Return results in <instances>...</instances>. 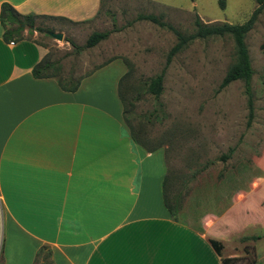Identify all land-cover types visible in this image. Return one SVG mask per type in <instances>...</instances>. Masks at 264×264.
<instances>
[{"label":"crops","instance_id":"obj_1","mask_svg":"<svg viewBox=\"0 0 264 264\" xmlns=\"http://www.w3.org/2000/svg\"><path fill=\"white\" fill-rule=\"evenodd\" d=\"M4 2L21 14L82 22L101 0ZM45 53L33 39L4 41L0 24V264H33L41 246L51 264H222L209 242L224 247L218 215L197 224L171 217L163 149L130 135L118 95L122 58L69 91L31 74Z\"/></svg>","mask_w":264,"mask_h":264},{"label":"rangeland","instance_id":"obj_2","mask_svg":"<svg viewBox=\"0 0 264 264\" xmlns=\"http://www.w3.org/2000/svg\"><path fill=\"white\" fill-rule=\"evenodd\" d=\"M254 6V0H224L223 7L218 0H101L87 21L35 20L61 31V39L22 31L59 62L61 75L76 77L112 57L122 58L126 71L118 90L127 121L146 146L163 149L166 196L172 203L177 195L180 204L176 217L197 224L218 215V235L225 237L221 254L238 256L234 264L252 255L264 264V53L259 46L264 8L244 36L252 67L250 114L241 79L219 87L236 58L229 35L194 38L166 61L174 32L137 15L154 14L189 33L195 15L206 23L240 22ZM93 30L109 34L76 52L68 40L82 44ZM160 71L162 89L155 98L145 80ZM244 233L259 237L241 240ZM3 236L0 223V247ZM33 264H51L45 248Z\"/></svg>","mask_w":264,"mask_h":264},{"label":"trees","instance_id":"obj_3","mask_svg":"<svg viewBox=\"0 0 264 264\" xmlns=\"http://www.w3.org/2000/svg\"><path fill=\"white\" fill-rule=\"evenodd\" d=\"M223 2L224 0H218L219 7H223ZM254 2H255V6L253 7L249 15L240 22L221 21V22L206 23V22H202L199 19V17L195 15L193 19L194 30L189 33L181 32L177 28L160 20L156 15L151 14V13L138 14L137 17L149 19L162 26L164 25L174 32L176 36V41L169 48L167 52L166 61L169 60L172 54H174L181 47H183L188 41L194 38H198V37L203 38V37L213 36V35H218V36L229 35L233 40L236 58H235V61L226 69L225 73L223 74L219 82V87H223L224 85H226L227 83H229L230 81L234 79H241L244 83V91L247 94V102H248V108H249V114H250L251 104H250L249 80L252 74V67L250 64L247 47L244 41V36L246 32L252 27L257 14L264 8V0H254ZM37 18L61 19V17H54V16H48V15L21 14L10 4L6 2L2 3L0 5V24L2 26L3 40L4 41L18 40V39L26 37L22 33L24 28L26 29V33H31L33 29L38 30V31H44L45 29L52 30L49 27L44 28L43 26H39L38 24H36L35 20ZM30 26H32V28ZM108 34H109V30H93L88 34V36L85 38L82 44H76L72 40H68V42L73 47V49L76 52H78L79 50L85 47H89V46L96 44L99 40L105 38ZM259 46L262 52L264 53V40L260 42ZM103 63L97 65L94 68H97ZM92 70L86 73L80 74L76 77H73L71 74L61 75L59 62L57 60L50 59L45 53L44 56H42L31 67V74L34 77L52 76L56 79V82L60 88L71 91V90H74L78 86L80 79L84 75L91 72ZM162 79H163V71H160L148 77L147 80H145L147 91L152 93L155 98H157L161 92ZM118 95L122 103V117H123L124 122L129 128L132 139L136 141L138 144L142 145L144 148L152 149L156 147V146L154 147L146 146L142 141L138 139L136 133L132 130L130 124L127 121L125 110H124L123 99L119 93V90H118ZM222 156L225 157V155H222ZM166 176L167 175L165 174L163 181H162L163 202L168 210L169 215L173 218H177L176 213L179 210V206H180L179 200L177 198V195L174 196L172 203H170V201L168 200L166 196V192H165V186H164ZM258 237H259L258 234H251V235H243L240 237V239L241 240L248 239V238L256 239ZM209 242L214 248L215 252L221 255V247H222L221 241L214 239V238H209ZM43 249H44V246H41L40 248H38V250L36 251L35 259L41 253ZM49 253H50L49 249L46 248V254L48 256H49ZM220 259H221L222 264H234V261L238 260L239 257L238 256H221ZM248 262H249V259L245 258L244 261L241 262L240 264H248Z\"/></svg>","mask_w":264,"mask_h":264},{"label":"water","instance_id":"obj_4","mask_svg":"<svg viewBox=\"0 0 264 264\" xmlns=\"http://www.w3.org/2000/svg\"><path fill=\"white\" fill-rule=\"evenodd\" d=\"M30 27L32 28V26H30ZM44 32L49 34L53 38H56V39H61V37H62V32L61 31H54V30H50V29H45Z\"/></svg>","mask_w":264,"mask_h":264}]
</instances>
